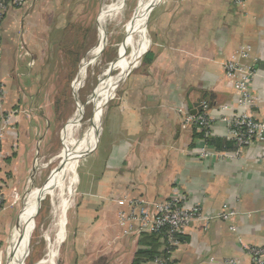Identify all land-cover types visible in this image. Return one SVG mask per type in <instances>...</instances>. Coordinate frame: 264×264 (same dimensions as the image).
<instances>
[{
    "label": "crops",
    "instance_id": "obj_1",
    "mask_svg": "<svg viewBox=\"0 0 264 264\" xmlns=\"http://www.w3.org/2000/svg\"><path fill=\"white\" fill-rule=\"evenodd\" d=\"M56 3L24 0L2 21L0 106L14 119L0 155V264L5 257L8 262L11 247L6 253L4 245L18 224V193L57 121L33 80L35 66L47 55L44 15ZM151 15L142 65L128 77L76 165V192L69 221V209L65 213L57 264H154L157 259L216 264L209 263L211 257L249 264L242 246L264 245V163L257 161L264 143L238 149L226 137L220 117L234 113L238 95L223 64L257 66L251 90L256 103L237 113L264 122V0H248L244 7L232 0H163ZM243 48L250 50L247 58ZM203 98L210 100L208 114L216 118L208 139L232 144L221 152L239 151V158L197 156L201 136L183 127V118L190 114L187 100L200 108ZM178 193L201 207L203 220L192 223L170 253L161 236L154 246L158 255L151 262L137 261L139 251L151 249L140 243L143 236L153 233L140 231L131 213ZM223 204L236 212L225 222L218 218Z\"/></svg>",
    "mask_w": 264,
    "mask_h": 264
},
{
    "label": "rangeland",
    "instance_id": "obj_2",
    "mask_svg": "<svg viewBox=\"0 0 264 264\" xmlns=\"http://www.w3.org/2000/svg\"><path fill=\"white\" fill-rule=\"evenodd\" d=\"M162 1L160 0L157 5ZM56 2L57 6L52 5L53 9L49 7L47 14L44 15V19L48 22L44 33L45 39L47 38L44 43L47 55L43 64L39 62L40 65L35 66L33 80L38 84L36 91H41L42 97L48 99L52 108L53 106L56 107L57 121L54 122L52 131L44 142V148L34 162L30 175L31 182L27 179L18 193V224L13 232L7 235L4 245L6 253L12 246L16 234L20 231L22 208H24L23 204L27 194L34 188L42 189L53 182L55 173L59 170V161L56 158L66 144L71 141L83 142L85 139L93 137L91 119L95 112V106L91 96L99 90V84L104 82L106 87L111 88L108 94L102 95L100 91L98 94L101 97L99 104L100 117L98 119L101 131V126L106 119L105 115L110 114L109 110L114 105L113 102L122 94L128 77L133 71L140 69L143 55L147 51V45L136 67L128 71L129 62L124 59L131 54L134 44L151 41L149 31L150 23L153 21L151 13L157 6H153L146 12L143 24L137 32L133 31L131 27L134 15L141 5L149 3L150 0H56ZM111 5L113 11L108 13L103 26L105 39L107 40L106 45L93 62L94 64H90L86 69L79 90L74 91V85L78 82L79 67L81 63L90 61L88 53L96 46L97 28L102 17V10L104 7H111ZM122 59L124 61L115 66L117 69L111 67L112 64ZM78 104L81 106V111L76 109ZM77 115L78 117L75 118ZM75 119H77L76 122H74ZM88 150V148L83 150L72 163L69 169V178L65 180V185H63L65 189L63 188L62 194L65 199L70 200L68 221L76 192V165ZM80 173L81 171H79V175ZM58 191L56 190L54 194H58ZM66 192H70L69 197L64 195ZM51 200L52 197L46 195L41 197L34 205L33 226L28 233V241L25 245L27 255L24 257L22 264H36L45 258L47 253L46 236L50 242L55 239L56 218L52 214L54 205L51 204ZM66 229L68 230V227ZM59 250L60 247H58L57 252ZM7 258V264H13L12 254ZM58 259L59 255L55 259V264H57ZM3 260L2 264H6V257Z\"/></svg>",
    "mask_w": 264,
    "mask_h": 264
},
{
    "label": "built area",
    "instance_id": "obj_3",
    "mask_svg": "<svg viewBox=\"0 0 264 264\" xmlns=\"http://www.w3.org/2000/svg\"><path fill=\"white\" fill-rule=\"evenodd\" d=\"M248 0H232L238 7H244ZM24 0H0V32L4 15L10 8H19ZM1 51V47H0ZM248 48L242 49V56L247 58ZM225 77L232 82L237 91V108L233 114L222 116L221 121L225 125V135L235 142L238 149L252 147L255 144L264 143V122L256 121L244 114L237 113L238 109H249L254 107L255 99L252 96V84L258 77V68L255 64H240L236 61H226L223 64ZM3 98V90L0 87V100ZM199 113L187 114L183 120V127H193L201 134L200 149L197 156L201 160L215 158L218 161H233L239 158V151L235 153L221 152L209 145L207 142L211 134L213 123L216 120L210 116L209 103L207 100L200 101ZM14 113L6 112L0 106V155L3 137L6 131L13 127ZM257 161L264 163V150L257 157ZM28 181L31 182L30 177ZM236 212L232 211L227 204H223L218 218L221 221H229L234 218ZM131 219L135 220L140 231H149L156 235H162L167 242V253L177 247L180 238L185 234L186 229L194 222L203 220L202 209L199 205L189 202L185 195L180 193L171 195L168 199L152 203L150 207L140 208L137 212L131 213ZM207 224V221H205ZM231 232L235 231L233 226L229 227ZM242 250L249 259V264H264V245H243ZM209 263L236 264L234 258H224L215 261L209 258ZM154 264H171L168 259H157Z\"/></svg>",
    "mask_w": 264,
    "mask_h": 264
},
{
    "label": "bare ground",
    "instance_id": "obj_4",
    "mask_svg": "<svg viewBox=\"0 0 264 264\" xmlns=\"http://www.w3.org/2000/svg\"><path fill=\"white\" fill-rule=\"evenodd\" d=\"M159 1L160 0H150L149 3L147 2L141 5V7L135 13L134 18L131 23V27L133 31H137V32L139 31L140 26L141 24H143V21L146 17V12H148V10H150L153 6L157 5ZM112 7H113L112 5L111 7H107V8L104 7L102 10V17L100 19V22L97 28L98 29V32H97L98 39H97L96 46L88 53V57L90 58V61L88 63L87 62L81 63V66L79 67L80 69L78 73V82L76 85H74V91H77V89L81 87V84L83 83V79L85 76L86 69L89 67L90 64H92L96 60V58H98L102 49L106 45L107 40L105 39L103 26H104L108 13L113 11ZM146 45H147V41L139 42V43L137 42V44L133 45L131 54L127 58L124 59L125 61L127 60L129 62L128 71L131 68H134L139 64L140 57L142 56V52L146 49ZM124 60L123 59L121 61L118 60V62H115L114 64H112L111 67L115 68V66H117ZM99 87H100L99 90L95 91L91 96L92 102L94 103V106H95V112L91 119V124H92L93 132H94L93 137L85 139L83 142H77V143L70 140L71 142L66 144V146H64L61 149V151L58 154V157L56 158L59 161L60 166H59V170H57V172L55 173L53 182L50 185L40 189L38 191L39 193L37 191L34 192L33 189L31 191L28 190L30 191L29 193L27 192L28 194L23 204L24 209H23L22 224L20 227V231L16 234L15 240L9 250V255L12 254V257L15 261L14 264H22L24 262V257L27 255L25 251V245L28 241V233L31 230L32 225H33L32 214L34 213L33 211L34 205L37 202V200L41 197V195L44 196L46 194L52 197L51 204L54 205L53 207L54 211L52 212V214L56 218V224H55V229H54L56 234H55L54 241L52 240L53 242H50L49 238L46 236L47 253H46L45 258H43L39 264H55L58 247L65 233L64 231L65 213H66V210L70 206V203H69L70 200L68 201V199H65L62 194V190L64 188L63 185H65L64 183L65 180L69 178V169L71 168L72 163L77 159L78 155L83 150L89 147V144H91L93 138L100 133V126L98 123V119L100 117L99 104H100L101 97L98 96L99 91L102 92V95L108 94L111 91V88L106 87V84L104 82H101L99 84ZM76 109L78 110L80 109L81 111V106L78 104ZM77 117L78 115L75 118ZM76 121L77 119L74 120V122ZM56 190H59V191H58V194L55 195L54 192ZM64 195H67V197H69L70 192H66V194Z\"/></svg>",
    "mask_w": 264,
    "mask_h": 264
},
{
    "label": "trees",
    "instance_id": "obj_5",
    "mask_svg": "<svg viewBox=\"0 0 264 264\" xmlns=\"http://www.w3.org/2000/svg\"><path fill=\"white\" fill-rule=\"evenodd\" d=\"M204 98H206V97H204ZM207 101L210 104V100H207ZM53 109L55 112H57V109L55 106H53ZM197 135L199 137L201 136L199 133ZM207 141L209 144L216 146L215 149L218 151H228V150L233 148V146H231L232 144H227L224 141L219 142V140H216V141L212 142L209 139H207ZM223 147H225V149H228V150H222ZM161 236L162 235H156V234H153L150 236H143V239L140 243H142L143 245H146V246H150L151 249H150V251H139L136 254V260L139 262L144 261L145 263L151 262L158 255L154 246L158 242V240L160 239L159 237H161ZM180 240H181V238H180Z\"/></svg>",
    "mask_w": 264,
    "mask_h": 264
},
{
    "label": "water",
    "instance_id": "obj_6",
    "mask_svg": "<svg viewBox=\"0 0 264 264\" xmlns=\"http://www.w3.org/2000/svg\"><path fill=\"white\" fill-rule=\"evenodd\" d=\"M187 107L191 115H195L197 112L201 111V109L198 107V104H192L188 100H187ZM195 107H197V109H195Z\"/></svg>",
    "mask_w": 264,
    "mask_h": 264
}]
</instances>
